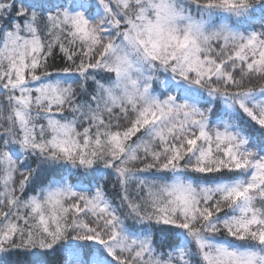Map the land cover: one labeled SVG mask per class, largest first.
I'll return each instance as SVG.
<instances>
[{"label":"snow or ice","instance_id":"1","mask_svg":"<svg viewBox=\"0 0 264 264\" xmlns=\"http://www.w3.org/2000/svg\"><path fill=\"white\" fill-rule=\"evenodd\" d=\"M0 264H264V0H0Z\"/></svg>","mask_w":264,"mask_h":264}]
</instances>
